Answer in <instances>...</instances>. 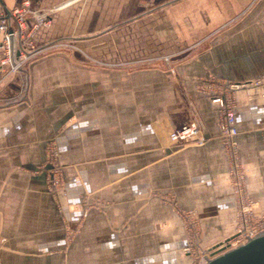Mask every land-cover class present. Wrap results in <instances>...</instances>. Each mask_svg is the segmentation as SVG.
I'll return each instance as SVG.
<instances>
[{
    "label": "crops",
    "instance_id": "obj_1",
    "mask_svg": "<svg viewBox=\"0 0 264 264\" xmlns=\"http://www.w3.org/2000/svg\"><path fill=\"white\" fill-rule=\"evenodd\" d=\"M22 1L0 0V13ZM28 1L51 19L33 45L67 40L82 53H51L14 73L0 66V264H172L184 241L170 237L183 230L161 199L199 221L207 251L230 237L227 153L199 85L264 76V0ZM177 53L173 71L164 69L160 60ZM247 93L238 96L237 142L248 195L263 207L264 161L250 153L249 127L264 125V89ZM193 121L204 143L172 144L170 132ZM51 141L66 164L63 201L85 186L110 203L106 212H60L43 173ZM65 221L77 228L71 241Z\"/></svg>",
    "mask_w": 264,
    "mask_h": 264
},
{
    "label": "built area",
    "instance_id": "obj_2",
    "mask_svg": "<svg viewBox=\"0 0 264 264\" xmlns=\"http://www.w3.org/2000/svg\"><path fill=\"white\" fill-rule=\"evenodd\" d=\"M8 14L7 12L0 13L1 49L5 53L0 66H8L9 73H14L21 71L22 66L27 60L49 48H35L31 38L39 28L48 27L51 19L48 13L33 11L28 0L22 1ZM28 17L33 19V24L30 28L26 24ZM162 59L169 62L170 58L167 56ZM249 84L250 82H247L243 85ZM237 88H239L238 83L224 82L214 77L202 80L199 85V91L208 96L209 105L218 114L219 138L227 151L228 162L233 172H237L238 169V144L236 137L239 131L235 123V97L233 96V92ZM200 135L201 125L199 122L193 121L172 130L169 134V140L172 144L181 146L192 141H195L197 145H202L205 140ZM237 183L232 184V189L236 201H239L238 203L241 204L237 218L239 225L230 237L215 246L206 257H209L216 251H227L239 244L242 245L247 240V238H244V234L248 238H252L264 230V216L252 213L251 208H244L243 202L249 204V206H253L255 202H248V198H246L242 188ZM185 251H188V249H185ZM199 262L196 261L195 264H199Z\"/></svg>",
    "mask_w": 264,
    "mask_h": 264
},
{
    "label": "rangeland",
    "instance_id": "obj_3",
    "mask_svg": "<svg viewBox=\"0 0 264 264\" xmlns=\"http://www.w3.org/2000/svg\"><path fill=\"white\" fill-rule=\"evenodd\" d=\"M34 47L40 48V47H37L35 45H34ZM44 47L45 48L49 47V48L45 49L43 52H41L37 56L32 57L29 60H27L24 63V65L22 66V69L26 65H28L31 61H33L34 59L46 56V55L51 54V53H58V52L82 53L81 50L76 45H74L73 43H71L67 40H56V41H54V42H52V43H50ZM191 50H189V52ZM178 56H179L178 53L175 55L168 56L169 58L171 57L170 58L171 60L169 59V62L163 61V59H161L160 61L164 65L163 68L173 71V69L175 68V66L179 62ZM172 58H174V59H172ZM100 65H102V64L99 63V66ZM140 65L141 66H138L137 68H142V67L146 66L147 64L145 62L144 63L141 62ZM218 80H221V79H218ZM222 81L226 82L225 80H222ZM247 82H250V84L249 85H243L244 83H247ZM231 83H238L239 84V88H237L233 92V96L235 97V111H236V109L238 107V103H239V97H238L239 92L245 91L247 93V91H249L250 89L251 90H255V89H259V88L264 89V76L256 77V78H253V79L248 80V81L231 82ZM240 84H242V85H240ZM261 98H263L262 100H264V94H262ZM248 100H249V98H248V93H247L246 94V101H248ZM249 132L256 135V140H255L254 144H252L250 146V153L253 154V153H255V151L256 152L259 151L260 155H261V159L264 161V125L256 123L253 128L250 129V127H249ZM236 140H237V137H236ZM237 144H238V142H237ZM241 153H242L241 148L239 149V146H238V159H237L238 169H237V172H233L231 170L230 164H229L228 158H227L228 173L226 176V181L229 184V186H231V188H232L233 183L238 182L237 184H239L240 187L242 188L244 195L246 196V198H248V202H250V201L255 202V203H253L254 204L253 206H249V204H246L243 202L242 205L244 206V208H251L252 213H256L258 215L264 216V211H263L264 206L261 207L260 202L257 199H255V198L253 199L248 195V190H247L246 186H247V181H248V178L250 175V170H249V168L244 166ZM65 167H66V164L62 160L61 153H60L57 142H54V141L49 142L47 147H46V155H45V161H44V166H43V173H44L45 178L47 180L48 192L51 195H53L54 197L59 199L60 212L61 213L65 212L67 210V208L72 212L82 213V214L89 213V212H99V213L106 212V209H108V207H110V203L108 201H105V200L99 198L98 190L95 191V190L89 189L87 187L84 190L85 186H84L83 180H81V183L83 184L84 187L76 186V195L78 196L76 201L74 203H69V205L67 204L66 201H63L64 196L66 195V182H65V177H66V173H65L66 170L65 169L66 168ZM98 175H99L98 172L96 174H94V176H98ZM131 175L132 174L130 172L125 171L121 175V177H123L124 180H127L125 182H129L131 179ZM241 176H242V178L240 179ZM237 178H238V180H237ZM161 201L166 204V207L168 210L172 211L174 214H176L178 216V218H180L179 219V226L183 230V236L182 237L177 236V235L170 237V240L174 246H176L177 244H181L182 241H184V245H185V246L183 245V247H180L179 250H173L172 252H170L172 264H188L189 260H192L193 264H195L196 261L201 260L203 255L207 256V254L210 253L211 250L207 251L205 248L202 247L201 241L203 238L201 237V229L199 226V221L195 220L194 216L192 214L181 211L179 209L178 205L163 201L162 199H161ZM238 202L239 201H236V199H235V203H236L235 204L236 205V220H235L236 229L239 225V221L237 218H238V212H239V209L241 206V204H239ZM129 223H130V220H128V222H125L123 227H125L126 224H129ZM63 229H64V233H65V239L67 241H71L73 236L77 233V231L75 232V230H77V228H73L69 224L68 221L64 222ZM223 240H221V241H223ZM185 249H188V251H185ZM163 255H164L163 253L157 252V253H155V258L158 259Z\"/></svg>",
    "mask_w": 264,
    "mask_h": 264
},
{
    "label": "water",
    "instance_id": "obj_4",
    "mask_svg": "<svg viewBox=\"0 0 264 264\" xmlns=\"http://www.w3.org/2000/svg\"><path fill=\"white\" fill-rule=\"evenodd\" d=\"M8 14V12H7ZM9 15V14H8ZM233 249L202 257L199 264H264V230Z\"/></svg>",
    "mask_w": 264,
    "mask_h": 264
}]
</instances>
